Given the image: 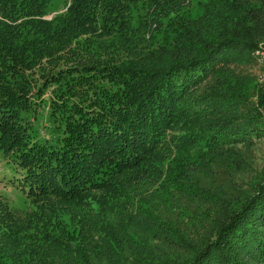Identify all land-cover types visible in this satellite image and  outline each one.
I'll return each mask as SVG.
<instances>
[{
    "label": "trees",
    "instance_id": "trees-1",
    "mask_svg": "<svg viewBox=\"0 0 264 264\" xmlns=\"http://www.w3.org/2000/svg\"><path fill=\"white\" fill-rule=\"evenodd\" d=\"M55 1L0 0V264H264V0Z\"/></svg>",
    "mask_w": 264,
    "mask_h": 264
},
{
    "label": "rangeland",
    "instance_id": "rangeland-1",
    "mask_svg": "<svg viewBox=\"0 0 264 264\" xmlns=\"http://www.w3.org/2000/svg\"><path fill=\"white\" fill-rule=\"evenodd\" d=\"M65 7L66 4L64 0L55 1L48 18L66 10ZM244 69L250 72L251 75L255 77L257 82H264V80L260 78L262 77V66L260 65L259 59L255 63L244 66ZM53 89L50 88L42 96L39 95L38 91H34L35 93L33 92V94H31V99L34 101L35 106L34 109L26 116V121L29 125L32 124L33 130L47 136L49 134V129L54 126L50 115V110L53 107L50 105V102L55 96ZM43 104H45L46 107H43ZM28 119H31V121H28ZM249 154L254 162V165H262L264 160V137L255 140ZM6 161L7 160L0 152V195L5 196L14 207H27L30 204V200H28L25 190L21 188L20 181L18 180L19 173L14 172V170L5 163Z\"/></svg>",
    "mask_w": 264,
    "mask_h": 264
},
{
    "label": "built area",
    "instance_id": "built-area-1",
    "mask_svg": "<svg viewBox=\"0 0 264 264\" xmlns=\"http://www.w3.org/2000/svg\"><path fill=\"white\" fill-rule=\"evenodd\" d=\"M256 55L258 56V59L260 61V65L262 66V77H260V78L262 80H264V49L257 50Z\"/></svg>",
    "mask_w": 264,
    "mask_h": 264
}]
</instances>
